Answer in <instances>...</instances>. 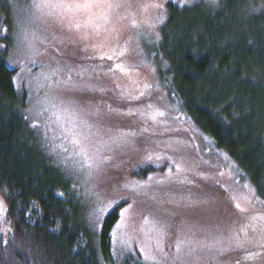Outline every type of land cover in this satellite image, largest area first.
Returning <instances> with one entry per match:
<instances>
[{
    "label": "rangeland",
    "instance_id": "rangeland-1",
    "mask_svg": "<svg viewBox=\"0 0 264 264\" xmlns=\"http://www.w3.org/2000/svg\"><path fill=\"white\" fill-rule=\"evenodd\" d=\"M168 3L188 8L181 43L264 34V0H6L0 51L92 227L116 207L107 264H264V212H237L226 192L244 211L264 201L156 85Z\"/></svg>",
    "mask_w": 264,
    "mask_h": 264
},
{
    "label": "trees",
    "instance_id": "trees-1",
    "mask_svg": "<svg viewBox=\"0 0 264 264\" xmlns=\"http://www.w3.org/2000/svg\"><path fill=\"white\" fill-rule=\"evenodd\" d=\"M166 8L159 47L168 64H151L157 87L203 138V147L243 169L264 201V34L238 44L222 37L181 43L171 33L177 13L188 8ZM7 13L0 0V26ZM5 39L0 34V42ZM4 56L0 51V264H107L116 207L92 227L80 186L26 119L25 98ZM216 203L204 205L213 209Z\"/></svg>",
    "mask_w": 264,
    "mask_h": 264
},
{
    "label": "water",
    "instance_id": "water-1",
    "mask_svg": "<svg viewBox=\"0 0 264 264\" xmlns=\"http://www.w3.org/2000/svg\"><path fill=\"white\" fill-rule=\"evenodd\" d=\"M232 206H233V208L237 211V212H239V213H243V214H249V213H252V212H264V207H262V208H254V209H251V210H240V209H238L236 206H235V204H234V202H233V200H232Z\"/></svg>",
    "mask_w": 264,
    "mask_h": 264
}]
</instances>
